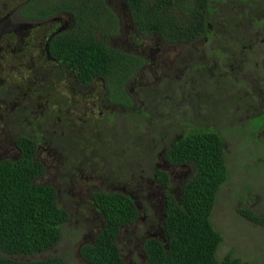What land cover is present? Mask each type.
Wrapping results in <instances>:
<instances>
[{"label":"rangeland","instance_id":"rangeland-1","mask_svg":"<svg viewBox=\"0 0 264 264\" xmlns=\"http://www.w3.org/2000/svg\"><path fill=\"white\" fill-rule=\"evenodd\" d=\"M4 1L12 8L25 0ZM242 2L250 6L248 0ZM211 5L216 9L209 16L215 31L229 29L233 34L227 36L236 40L237 33L247 30L250 18L246 9L238 13L240 4L225 5L220 0ZM222 7L238 14H226ZM0 10L4 11L1 4ZM19 11L20 8L10 17L12 23L21 18ZM258 21L262 23L259 31L264 33V12ZM114 34L120 36L121 43L124 34L119 28ZM39 39L40 32L35 29L24 39V49H18L11 34L0 37V158H16L18 136L38 132L35 157L45 171L36 181L55 189L57 202L68 217L55 246L30 257L16 258L59 256L70 264H89L80 257L78 248L92 242L103 225L90 198L92 192L104 191L124 193L135 200L139 218L121 231L118 242L125 264H149L143 242L148 237L161 236L162 193L166 190L153 180L154 170L168 175L173 193L189 171L185 166L168 163V146L189 126H214L225 132L230 127L243 126L247 112L241 114L242 107L235 108L241 100L237 72L244 66L238 60V45L230 44L226 51L224 43L228 59L227 65L222 66L224 75L214 65L207 71L195 66L194 78L199 87L194 91L191 72L185 70L182 74L177 70L181 56L189 52L188 45L163 42L149 34L141 45L149 64H142L135 71L142 76L135 86L130 81L122 84V91L129 98L123 105L105 96L99 81L80 87L62 67L48 64L38 54ZM210 45L198 43V53L204 48L213 56ZM226 58L222 57L221 63ZM256 85L263 88L264 81L259 78ZM129 107L147 115L129 113ZM246 136L237 132L224 134L228 178L217 194L211 222L222 235L217 259L230 255L264 264V129L262 142L255 147L245 143ZM243 211L250 212L256 221Z\"/></svg>","mask_w":264,"mask_h":264},{"label":"trees","instance_id":"trees-1","mask_svg":"<svg viewBox=\"0 0 264 264\" xmlns=\"http://www.w3.org/2000/svg\"><path fill=\"white\" fill-rule=\"evenodd\" d=\"M37 1L43 3L36 6ZM126 1L137 28L156 33L166 41L182 42L198 36L206 30L207 13H215L211 0ZM248 1L251 6H258L253 23L262 24L258 16L264 12V0ZM106 8L105 0H31L20 16L40 19L62 12L70 15L73 27L51 38L48 55L80 86H88L96 77L103 78L107 95L124 105L129 98L122 91V82L133 75L136 59L107 45L113 21ZM221 11L232 14L226 7ZM226 44V51L228 45H235L229 38ZM129 113L140 111L132 109ZM234 130L233 127L231 132L235 133ZM184 134L165 152L168 163L189 170L178 191L169 190L164 171L156 169L152 176L166 190L162 193L161 236H151L143 242L146 261L149 264H253L230 255L221 260L216 257L222 235L213 226L211 214L219 189L228 178L222 134L199 126H189ZM37 136L38 132L19 135L18 156L0 158V264H70L59 256L16 258L30 257L55 246L68 217L57 202L55 189L36 181L45 171L35 157ZM91 203L102 217L103 225L92 242L80 244V257L89 264H125L118 239L121 231L139 218L135 200L120 192L96 191ZM242 213L251 220L257 219L248 211Z\"/></svg>","mask_w":264,"mask_h":264},{"label":"flooded vegetation","instance_id":"flooded-vegetation-1","mask_svg":"<svg viewBox=\"0 0 264 264\" xmlns=\"http://www.w3.org/2000/svg\"><path fill=\"white\" fill-rule=\"evenodd\" d=\"M30 0H25L22 3L9 8L7 6V2L4 0L0 1V4L2 5V8L5 11V14H1L2 10H0V37L5 34H11L14 39L15 43L18 44V49H24L25 46V38H28L29 35L33 30H37L40 32V39H39V47L40 52L38 54L42 55L43 58L47 61L48 64H54L55 67H60L61 64L57 62L55 59L51 58L48 55V45L51 40V38L62 31H66L67 29H70L73 27V19L70 15L65 13H58L52 17H46V18H40V19H34V18H26L21 17L16 22L12 23L10 20V17L14 12H17L20 8L19 13L21 12L23 6L25 3L29 2ZM220 0H211L212 3H218ZM224 3H233L237 2L240 4V10L239 12H242V10L246 9L250 18V22L248 23V28L246 31H241L237 33L236 40H232L234 44L237 46L239 51L238 52V60L244 64L242 68H240L237 72V76L241 80L240 85V94H241V100L239 102V105L235 108L242 107L241 114L246 113V118L243 123V126L241 127H234V132L240 133V134H247L245 137L246 141L245 143H249L252 147L257 146L259 143L262 142V139L260 137L261 132L264 129V87L258 88L256 85V81L261 78L264 81V71H261L262 68H264V33L260 32V25H255L254 22V15L258 12V6H249L246 7L242 0H222ZM42 1H37L36 6L42 4ZM105 3L107 5V12L112 17V27H111V35L107 38V45L113 49H117L127 55H132L135 57V71L142 65V64H149L148 57L145 56L144 51L145 48H141V45L143 43V40L149 35H155L158 39L165 42L166 40L163 39L160 35L156 33H147L144 32V30H139L135 24V16L130 9L129 4L126 0H105ZM210 4V5H211ZM222 6V5H221ZM212 7V6H211ZM251 9V13H249L248 9ZM216 12V9L213 8L212 12ZM209 14H212L211 12L207 13V21H206V30L200 32L198 36L188 39L187 41H166L173 44H187L189 47V52L184 53L180 60L182 63L180 64V67L177 68L178 73H184L185 70H188L191 72V75L193 77V85L192 88L194 91L198 90L199 85L196 83L194 75L197 68H195L196 65L200 66L201 68H204V71H207V69H211V67L214 65L218 68V70L224 75L225 70L222 68V66L227 65L228 59L224 52V43L227 38H229L227 35L233 34L231 31H215L214 25L212 21L209 19ZM259 17V16H258ZM211 21V22H210ZM257 29H256V28ZM121 31L122 34H124V38H122V42L118 43V41H121L120 36L117 34H114L116 30ZM59 30V32L55 33L56 30ZM124 40V41H123ZM116 42L118 45H116ZM211 43L210 50L214 52V55L211 56L209 54L210 51L206 49H202V53H198L196 45L198 43ZM138 44H140V47H138ZM121 46V47H118ZM223 49V51H221ZM222 57L226 58L225 63H221ZM204 61V64H199L198 62ZM130 61V58H129ZM43 68V67H39ZM43 69H47L43 68ZM133 73L131 77L122 82L124 85H126L127 82H132L133 86H135L141 81L142 77L138 73ZM258 74V75H257ZM129 79H132L129 80ZM74 80V79H73ZM99 81L103 88H105V96L108 94L107 87L105 85V81L101 77H96L93 82ZM117 81V80H115ZM211 87L214 86V81L211 79ZM77 86H80L75 80ZM204 83V82H202ZM232 83V82H231ZM113 85H115V82H112ZM90 85V84H89ZM233 85V84H232ZM234 86V85H233ZM82 87V86H80ZM225 87V83L222 85L221 90L223 91ZM246 89V91H244ZM113 105H118L115 103H112ZM120 107L122 105H119ZM135 110H138V108H134ZM128 111L131 112L132 108H128ZM140 113L144 116L147 114L145 111L138 110ZM238 117H240V114H237ZM196 128V127H195ZM201 128H211L214 130L219 131L223 137V143H224V134L227 132L222 130H219L215 128L214 126H208V127H201ZM233 127L228 128V131H232ZM188 130V129H187ZM187 132V131H186ZM185 133V132H184ZM177 137V139H180L183 135ZM244 143V144H245ZM96 192V191H94ZM91 193V198L93 193ZM131 197V196H130ZM90 198V200H91Z\"/></svg>","mask_w":264,"mask_h":264},{"label":"water","instance_id":"water-1","mask_svg":"<svg viewBox=\"0 0 264 264\" xmlns=\"http://www.w3.org/2000/svg\"><path fill=\"white\" fill-rule=\"evenodd\" d=\"M57 32H59V30H58V29L55 31V33H57Z\"/></svg>","mask_w":264,"mask_h":264},{"label":"clouds","instance_id":"clouds-1","mask_svg":"<svg viewBox=\"0 0 264 264\" xmlns=\"http://www.w3.org/2000/svg\"><path fill=\"white\" fill-rule=\"evenodd\" d=\"M31 1V0H30Z\"/></svg>","mask_w":264,"mask_h":264}]
</instances>
